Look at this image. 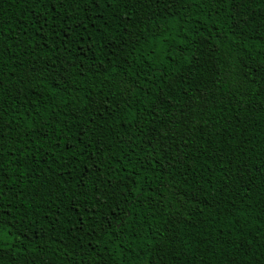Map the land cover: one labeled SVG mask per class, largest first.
<instances>
[{"label": "trees", "instance_id": "1", "mask_svg": "<svg viewBox=\"0 0 264 264\" xmlns=\"http://www.w3.org/2000/svg\"><path fill=\"white\" fill-rule=\"evenodd\" d=\"M261 3L264 0H257L242 15L247 17L255 10L259 16ZM41 11L39 6L26 7L22 0H0V27L6 37L3 44L10 45L3 48L2 61L6 63L0 62V76L5 88L16 97L4 104L8 111L0 118L8 123L4 155L0 159L3 165L0 167L3 177L0 212L6 213L11 226L10 234L0 240V247L8 249L7 253H0V264H157V261L159 264H264V175L256 171L257 167H264V93L257 91L264 86L260 64L264 54L254 44L246 48L228 39L235 22L229 18L227 5L221 8L204 0L202 4L181 8L179 15L164 14L160 20L166 34L176 37L173 45L185 39L184 56L191 58L195 54L199 60L198 64L191 61L190 70L186 60L179 61L186 65L181 72L186 73L187 82L176 88L168 104H161L157 98L161 90L165 95L168 93L167 86L163 85L165 70L153 66L148 71L143 64H136L134 55L128 56L133 62L132 69L127 68L123 59L114 62L115 80L111 82L102 75L89 73L91 79L73 76L68 89L59 90L37 81L17 94V89L24 87L19 83L24 69L41 59L36 53L33 60L31 51L32 43H39L40 36L39 25L33 26L32 18ZM98 12L103 13V19H98V14L79 13L88 30L79 28L71 41L65 40L74 50L69 59H75L81 47H91L97 60L107 63L108 58H113L115 61V48L108 45L119 38L125 6H101ZM25 27L27 33H24ZM252 27L255 24L249 22V28ZM48 39L49 43L53 39L59 43L57 37ZM18 40L23 46H18ZM121 69L127 73L124 79L130 81L133 72L139 73L128 96L131 107L122 105L117 115L103 113L104 118L100 119L101 113L92 105V100L105 99L102 93L109 94V89L118 95L116 81L120 79ZM225 69L231 73V79L239 81L238 91L231 83L224 85L229 88L231 104L210 101L207 110L201 109L195 118V126L184 133L188 143L177 140L178 151L165 150L151 138L170 117H179L184 122L181 113L188 99L185 88L190 94L212 88L208 95L215 100L220 95V86L213 85V77L217 72L224 74ZM108 75L111 78L113 73ZM252 77L254 81H250ZM153 99H156L155 105ZM34 109H39L40 114ZM53 109L57 113L55 117L49 114ZM76 115L79 119H73ZM18 120L24 121L22 128L30 121L39 120L34 126L36 130L46 121L49 140L41 139L35 130L13 135L12 128ZM97 139L99 145L95 143ZM29 141L32 148L28 147ZM42 143L48 150L35 151ZM55 143H59V148L49 147ZM77 145L85 148L84 156L79 165L68 164L65 170L71 158L68 148L77 149ZM101 152L108 157L102 164L101 170L105 173L102 179L108 184L128 186L131 192L126 189L123 194L132 205L133 217H143L145 211L151 216L148 202L157 196L160 197L157 208L167 200L175 202L177 196L182 205L178 222L169 225L163 219L158 224L152 220L130 247H122L120 251L114 246L110 248V260H101L98 253L89 254L91 247L103 249L107 237L96 241L91 234L94 225H91L87 237L80 239L82 234L77 222L83 213L77 216L72 207L75 195L81 190L76 181L85 172V166L92 167L89 160L93 153L97 162L101 161ZM99 179L89 177V196L94 191L93 183ZM158 239L164 242V251L158 256H150L148 252L137 255L143 249L151 251V243ZM132 240L126 233L125 242Z\"/></svg>", "mask_w": 264, "mask_h": 264}, {"label": "snow or ice", "instance_id": "2", "mask_svg": "<svg viewBox=\"0 0 264 264\" xmlns=\"http://www.w3.org/2000/svg\"><path fill=\"white\" fill-rule=\"evenodd\" d=\"M22 2L26 7L39 6L42 8V11L35 14L32 18L33 26L39 25L37 32L40 36L39 43L33 42L31 49L33 60H36V53L40 54L41 59L24 69L19 77V83L24 87L17 89V94L37 81L43 82L49 87L54 86L59 90L68 89L73 76L78 79L80 77L91 79V76L102 75L111 82L115 80L114 62L119 63L123 59L127 68L132 69L133 62L128 60V56L134 55L136 64H143L148 71H152L153 66L157 69L162 67L165 70L162 73L165 76L163 85L167 86L168 93L165 95L163 90H161L157 93V98L160 99L161 104H168L176 88L183 87L184 83L187 82L186 73L181 72V69H184L186 65L185 63H179V61L186 60L189 64L188 70H190L192 60H195L197 64L199 63L195 54L191 58L184 56V52L187 49L185 39H181L178 44L173 45L172 41L176 40V37L166 34V27L160 24V20L164 18V14L179 15L181 8L191 4H202L204 0H22ZM208 2L215 3L221 8L227 5L229 18L235 22L231 28V35L228 37L233 44L238 46L243 44L246 48L254 44L256 45V50L264 54V3L259 5L261 11L259 16H257L255 10H252L251 14L246 17L242 15L243 10L251 8L257 0H208ZM121 4L125 6L123 26L119 28L118 40L108 45L110 48H115L113 52L115 61L113 58H108L107 63L104 60H97L91 47L87 49L81 47L80 52L75 54V59H69V57L73 56L74 50L69 47L68 43H65V40L71 41L72 36L79 28L88 30L87 23H84V17L79 16V13L98 14V19H103V13L98 12L101 6L112 8L114 5ZM94 9L96 12H94ZM32 10L34 13L36 12L35 7ZM88 19L91 20L92 16L89 15ZM249 22L255 24V27L249 28ZM92 23L95 24L96 21H92ZM27 32L28 28L25 27L24 33ZM49 36L57 37L59 43L57 39H53L49 43ZM4 39L6 37L3 35L2 27H0V62H3V48L10 47V45L6 46L3 44ZM16 43L18 46H23L19 40ZM116 44H119V47H115ZM45 49H47L46 53ZM90 53L92 54L91 56L89 55ZM166 60L170 61V63H166ZM260 64L261 71H264V60H261ZM143 70L141 69V71ZM89 73H91V76L88 75ZM109 73H113L111 78L108 75ZM125 75L127 73L124 69H121L120 79L116 81L118 95L111 93V89H109V94L102 93V95H105V99L100 100L97 98L92 100V105L101 113L100 119L104 118L103 113H108L110 116L117 115L122 111V105L131 107L128 96L131 94L134 80L139 73L133 72V80L131 81L124 79ZM254 80L255 77L250 78V81ZM261 80L264 81V76L261 77ZM226 82L231 83L232 87L236 88L237 91L239 90V81L231 79V73L227 69H225L224 74L217 72L213 77V85L220 86L218 88L220 95L216 96L215 100H212L211 96L208 95L212 88L207 89V91L201 89L200 92L195 94H190L185 88L184 95L188 99L184 103V109L181 113L185 117L184 122L181 123L179 117H170L169 122L163 126L162 130L157 129L156 134L151 138L159 142L165 150L178 151L175 147L177 140L185 145L188 143V138L184 133L190 126H195L194 120L199 116L201 109L207 110V105L210 101L213 104H223L225 102L231 104L233 102L232 98L229 97V88L224 86ZM12 83L15 84L16 81H12ZM76 91H80V89H76ZM257 91L264 93V86L258 87ZM235 95L236 93L233 92L232 97H235ZM113 96H115V99H113ZM15 98L10 90L5 88L4 79L0 76V118L4 117L8 111L4 104ZM64 103L67 105L68 101L65 100ZM152 104H156V99L152 100ZM172 107H175V105H172ZM87 110L90 111L91 109ZM34 111L37 112V115L40 114L39 109H34ZM77 111L79 110L77 109ZM49 114L51 117L57 115L54 109L49 110ZM73 119H79V116L76 115ZM39 123V120H33L22 128L21 125L24 124V121L18 120L12 128V134L16 135L25 131L31 133L35 130L36 135H40L41 139L48 141L49 132L46 131L48 124L45 121L40 129L36 130L34 126ZM55 123L58 124L59 121H55ZM7 128L8 123L0 119V159L4 155L2 149L5 147V130ZM92 130V128H89V131ZM55 134L59 135V133ZM66 135L67 133H65ZM95 143L99 145V139ZM28 147H33L30 141ZM49 147L59 148V143L49 144ZM77 149L71 146L68 148V154L71 158L67 160L65 170H67L68 164H80L85 148L77 145ZM40 150L47 151L48 149L42 143L35 151ZM108 151L110 152L111 149H108ZM34 155L35 153H33ZM100 156L101 161L98 163L97 159L94 158L95 153H93V158L89 160L92 167L88 168L85 166V172L76 181L81 185V190L75 195V203L72 207L76 210L77 216H81V212L83 213V216L77 222V227L82 234L80 239L87 237L91 225H94V227H91V234L96 241L100 242L102 237H107V240L103 241V249L91 247L89 254L98 253L101 260H110L112 258V253L109 251L110 248L114 246L116 251H120L122 247H130L132 242L140 238L144 228L152 220H155L158 224L163 219L164 223L169 225L178 222L182 205L180 197L177 196L175 202L167 200L166 204H162L160 208H157L156 204L160 203V197L157 196L148 202L151 207V216L145 211L143 217H133L132 205L127 203L128 197L123 194L126 189L129 192L131 190L128 189L126 184L123 186L119 184L112 185L102 179L105 175L101 170L102 164L108 157L103 152L100 153ZM33 163H36L35 159H33ZM45 163H47V160H45ZM2 166L0 164V167ZM49 171H51V165H49ZM256 171L264 175V167H257ZM90 176L101 178L98 183H93L94 191L91 196H89L88 192ZM0 180H3L2 176H0ZM105 184L107 186L103 187ZM136 195L139 196L140 193H136ZM173 204H175L174 207H172ZM105 209L107 210L106 212L104 211ZM157 213L161 215L157 216ZM7 219L6 213L0 212V240L11 232V226L7 223ZM86 221L87 223H85ZM97 229L100 231L97 232ZM126 233L133 238L132 241L127 243L125 242ZM155 234L156 231L153 230V235ZM91 243L92 240L89 239V244ZM163 243L162 240L158 239L151 243V251L143 249L137 255L140 256L148 252L150 256H158L160 252L164 251ZM7 251V248L0 247V253H7ZM92 259H95V257L93 256ZM157 264H159L158 261Z\"/></svg>", "mask_w": 264, "mask_h": 264}]
</instances>
